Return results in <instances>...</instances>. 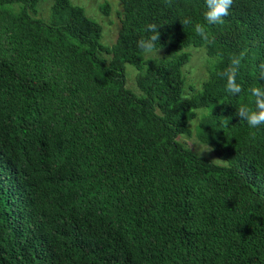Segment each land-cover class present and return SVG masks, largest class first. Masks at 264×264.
<instances>
[{
    "label": "trees",
    "instance_id": "trees-1",
    "mask_svg": "<svg viewBox=\"0 0 264 264\" xmlns=\"http://www.w3.org/2000/svg\"><path fill=\"white\" fill-rule=\"evenodd\" d=\"M41 1L0 0V264H264V125L235 115L264 87V0L214 25L205 0H118L111 47L83 8ZM149 23L160 58L137 48ZM189 47L213 62L185 99ZM244 49L232 95L220 73ZM194 120L222 164L178 141Z\"/></svg>",
    "mask_w": 264,
    "mask_h": 264
},
{
    "label": "rangeland",
    "instance_id": "rangeland-1",
    "mask_svg": "<svg viewBox=\"0 0 264 264\" xmlns=\"http://www.w3.org/2000/svg\"><path fill=\"white\" fill-rule=\"evenodd\" d=\"M73 5L83 8L86 16L92 21L98 23L102 27V39L101 43L105 47H111L118 36L120 29L119 12H121V4L118 0H70ZM53 0H42L38 4V13L40 18H46L49 13V7ZM107 4L109 6V15H104L100 11L102 5ZM189 55V61L182 68V76L185 82V86L182 92V96L185 99L190 98L201 90V85L208 78L207 67L209 62H213V59L207 57L205 51L201 48L189 47L184 50ZM163 55V51L157 50L149 55H142L143 58H160ZM126 87L134 94L139 95L135 85L136 70L126 65ZM198 117L204 113V110H198ZM197 120H194L189 124L188 129L191 131L189 136L181 135L178 141L182 143L186 148L191 150L196 155L211 160L216 164H222L215 158L212 151H204L208 147L200 143L195 137V126ZM204 151V152H203ZM216 159V160H215ZM214 160V161H213Z\"/></svg>",
    "mask_w": 264,
    "mask_h": 264
},
{
    "label": "clouds",
    "instance_id": "clouds-1",
    "mask_svg": "<svg viewBox=\"0 0 264 264\" xmlns=\"http://www.w3.org/2000/svg\"><path fill=\"white\" fill-rule=\"evenodd\" d=\"M207 11L204 13L205 21L208 25L223 24L224 19L229 15V10L233 6L234 0H205ZM181 23L186 26L190 23V19H184ZM155 23H149L146 25L144 32L147 34L142 36L137 41V48L144 54H152L156 50V42L161 38L160 28ZM194 30L197 35L202 39L208 40L209 34L206 31L204 25L197 23L194 26ZM159 51V50H158ZM247 55V49L240 51L238 54H233L230 57V63L227 68L223 70L220 75L226 80V90L232 95H238L243 91L241 84L237 83V76L240 71V67L243 59ZM260 78L264 80V62L259 66ZM248 92L254 97L255 108H251L247 105H240L236 108V113L240 120L246 121L251 128H257L264 125V87L251 86ZM208 147L204 151H211ZM203 151V152H204ZM216 160V159H215ZM214 161V160H213Z\"/></svg>",
    "mask_w": 264,
    "mask_h": 264
}]
</instances>
